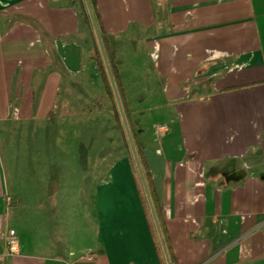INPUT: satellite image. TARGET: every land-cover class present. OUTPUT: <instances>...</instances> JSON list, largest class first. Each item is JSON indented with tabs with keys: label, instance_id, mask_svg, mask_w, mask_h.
<instances>
[{
	"label": "crops",
	"instance_id": "obj_1",
	"mask_svg": "<svg viewBox=\"0 0 264 264\" xmlns=\"http://www.w3.org/2000/svg\"><path fill=\"white\" fill-rule=\"evenodd\" d=\"M88 1L174 263L264 264V0ZM85 14L0 0V264H167Z\"/></svg>",
	"mask_w": 264,
	"mask_h": 264
},
{
	"label": "trees",
	"instance_id": "obj_2",
	"mask_svg": "<svg viewBox=\"0 0 264 264\" xmlns=\"http://www.w3.org/2000/svg\"><path fill=\"white\" fill-rule=\"evenodd\" d=\"M85 20L86 22L90 25V18L87 14H85ZM103 44V49L104 51H106V42L102 41ZM95 58L97 61V64L99 65V69L101 71L102 74V80L106 89V93L108 95V97L110 98V100L113 102V114L115 116V119L117 121L120 122V117H119V113H118V109L116 106V102H115V97H114V93L113 90L111 88L105 67H104V63L102 60V56L100 54L99 48L96 45L95 46ZM110 67V65H109ZM111 71V75L113 77L114 80V84H115V88L116 90H118L119 84L117 82V74L114 70V68H110ZM134 144V143H133ZM136 153V157H137V163L139 165V169H140V175L143 178L144 182H145V190H146V201H147V210L151 211V213H149L150 215H153V217L156 219V230H155V238H156V242H157V248L160 251L161 254L164 255L165 257V261L167 264H175L174 261V255L172 253V250L167 242V233H166V226L163 220V212H162V208L161 205L158 201V198L156 196V193L154 191L153 185H152V181H151V177H150V173L147 169L146 163L144 161L143 155H142V151L139 149L135 150ZM130 160L131 162H133V157L132 155L130 156ZM137 168V167H136ZM139 174V172H138ZM139 175V176H140ZM160 237L163 240V245L161 244V240ZM162 250V251H161ZM163 252V253H162ZM162 255V256H163Z\"/></svg>",
	"mask_w": 264,
	"mask_h": 264
},
{
	"label": "water",
	"instance_id": "obj_3",
	"mask_svg": "<svg viewBox=\"0 0 264 264\" xmlns=\"http://www.w3.org/2000/svg\"><path fill=\"white\" fill-rule=\"evenodd\" d=\"M85 3H86V6H87V12H88L91 24L93 26V30L95 32L97 46H98L100 54L102 56L104 67H105V70H106V73H107L111 88H112L113 93H114L115 102H116L117 108H118V110L120 112L121 118H122L123 123H124V128H125L126 133H127L126 135H127V140H128V143H129L130 151H131V153L133 155L137 170H138L139 175H140V169H139V165L137 163V157H136V153H135V148H134L133 141L131 139L130 133L128 131L127 125L125 124V120H124L125 118H124L123 110H122V107H121V104H120V100H119V97H118L117 90L115 88L113 77L111 75V71H110V67H109L108 61H107V57H106L105 51L103 49V44H102V41H101V37H100V35L98 33V30H97V27H96V24H95V20H94V17H93V13L91 11V7H90V4H89V1L85 0ZM140 178H141V182H142V185L144 187V190H145V182H144L143 178L141 177V175H140ZM145 193H146V190H145ZM146 195H147V193H146ZM155 223L157 224L156 219H155ZM160 240H161L162 246L164 247L163 240H162L161 237H160Z\"/></svg>",
	"mask_w": 264,
	"mask_h": 264
},
{
	"label": "rangeland",
	"instance_id": "obj_4",
	"mask_svg": "<svg viewBox=\"0 0 264 264\" xmlns=\"http://www.w3.org/2000/svg\"><path fill=\"white\" fill-rule=\"evenodd\" d=\"M141 63H143L144 62V59L142 58L141 59V61H140ZM148 62V61H147ZM117 106V105H116ZM118 109V108H117ZM123 110V109H122ZM118 113H119V117H120V125H121V127L123 128V131H124V133L125 134H127L126 133V130H125V128H124V123H123V120H122V118H121V115H120V112H119V110H118ZM124 114V113H123ZM144 116H146L147 118H150L151 120L152 119H154V120H158L159 118H160V113H158V112H151V113H147V114H145ZM124 118H125V116H124ZM125 120V124L127 125V128H128V123L126 122V118L124 119ZM149 120V119H148ZM128 131H129V129H128ZM24 139H17L16 141H15V144H14V146L16 147H19V149H20V152H21V156L19 157L20 158V160L22 161V162H20V163H22V164H20V165H24L25 164V162H26V158L29 156V154L26 152V148L25 147H23V145H26L27 143H23V142H21V141H23ZM13 142V141H12ZM12 142H11V144H12ZM25 142H26V140H25ZM30 142H32L33 144H38L39 145V139H37V140H35V139H33V140H31ZM18 143H19V145H18ZM29 144V146H31V147H33L34 145L33 144ZM35 147V146H34ZM37 147H39V146H37ZM4 151H5V145H3V140L2 139H0V163H1V165H4L5 164V162H6V155H5V153H4ZM39 155V154H38ZM38 168H39V166H38ZM3 171H4V167H3ZM38 173H39V170H38ZM143 189H144V187H143ZM144 191V194H146L145 193V190H143ZM78 209H83V206H79L78 207ZM81 210H78L79 212L81 211Z\"/></svg>",
	"mask_w": 264,
	"mask_h": 264
},
{
	"label": "built area",
	"instance_id": "obj_5",
	"mask_svg": "<svg viewBox=\"0 0 264 264\" xmlns=\"http://www.w3.org/2000/svg\"><path fill=\"white\" fill-rule=\"evenodd\" d=\"M167 128L165 127H161L159 128L160 132H165ZM9 235H10V238L8 240V249L11 253H15L17 252L15 246H16V238L14 237V232L13 231H10L9 232Z\"/></svg>",
	"mask_w": 264,
	"mask_h": 264
}]
</instances>
